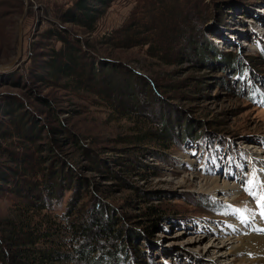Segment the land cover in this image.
<instances>
[{"label": "rangeland", "instance_id": "374dc122", "mask_svg": "<svg viewBox=\"0 0 264 264\" xmlns=\"http://www.w3.org/2000/svg\"><path fill=\"white\" fill-rule=\"evenodd\" d=\"M78 1L29 0L23 57L19 66L0 74V167L16 174L7 188L26 179L45 187L53 169H62L63 184L70 185V176L74 182L41 215L60 222L73 196L79 200L73 218L101 202L114 211L123 242L130 230L140 234L126 243L140 264H213L225 253L233 255L219 264H259L252 253L212 246L227 242L229 225L243 229L242 239L264 237L255 229L264 234L258 199L264 197V75L244 64L249 56L264 65V0H89L99 15L94 33L65 22ZM24 9L23 0H0V64L16 56ZM197 12L195 32H183L187 42L181 43L182 36L176 42V24ZM53 28L79 40L96 66L117 68L125 86L132 77L138 101L124 98L117 105L114 97L38 79L47 55L62 45L46 37ZM197 45H206L210 56L201 57ZM218 54L240 62L238 71L213 60ZM5 107L21 111L29 131L34 126L32 140L21 130L1 136L15 130ZM149 130L165 134L168 147L159 139L130 144ZM190 133L200 138H185ZM22 156L27 170L13 162ZM204 178L228 182L242 194L234 200L220 190H205ZM24 201L1 194L0 220L26 211ZM150 208L164 213L154 228ZM104 253L96 252L92 264L106 261ZM120 261L133 264L130 256Z\"/></svg>", "mask_w": 264, "mask_h": 264}, {"label": "trees", "instance_id": "16d2710c", "mask_svg": "<svg viewBox=\"0 0 264 264\" xmlns=\"http://www.w3.org/2000/svg\"><path fill=\"white\" fill-rule=\"evenodd\" d=\"M88 3L89 0L78 1L75 7L67 11L64 20L66 23L69 22L85 28L89 33H94L99 15L98 11ZM195 14L190 19H182L177 23L178 26L176 24V29L173 31L176 42L182 36L183 42L181 43H186L187 38L184 39V34L187 31L191 32L193 28V32H195V26L198 24V16L201 17V12ZM191 23L193 24L191 25ZM189 29L191 30L189 31ZM183 32L184 34H182ZM192 34L195 35V33ZM45 35L49 39H56L62 45L60 48L53 47L51 53L47 55L48 60L45 61L42 67L43 74L38 79H41V81L51 87L72 88L90 93H100V95L104 94L110 98L114 97L117 105L123 104L122 99L124 98L130 99V102L137 98L135 101H138L137 93H135L133 88L132 77L126 82L125 86L121 82L117 68L108 64H101L100 67L96 66L91 56L81 47V42L71 38L66 30L53 28L48 30ZM145 44L147 45L148 43H143V45ZM136 45L135 43L134 46ZM205 46L197 45L199 51L201 50L202 52V54L200 52L201 57L209 55ZM158 52L163 54V50ZM162 56L158 55L159 59H162ZM261 58L263 59L264 57ZM245 59L246 62L244 64L252 68L256 74L264 75V65L253 63L252 57L249 56L245 57ZM213 60H217L222 67L234 72L238 71L237 67L240 65V62H235L227 54L224 56L222 54L214 55ZM14 110L13 108L5 107L4 115L10 116L8 124L10 128L14 127L15 130L3 131L1 136L7 135L11 138L16 136L17 133L15 131L21 130L26 134L25 137L28 138V141L32 140L31 132L34 126L29 131L26 119L21 116L22 112L20 111L16 114ZM126 111L133 113L130 107ZM186 128L187 133H189L191 128ZM149 136L153 139L149 138ZM163 137H166L165 134L161 135L158 131L149 130L137 142L130 144L140 146L141 143H151L158 139H164V143L159 140L158 142L168 147L165 143L168 139ZM187 137L195 141L200 138V135L196 136L190 133L185 138ZM74 142L83 150V146L77 139H74ZM88 156L90 157L89 154ZM97 161H95L96 164ZM13 162L27 170L28 164L24 156L14 159ZM99 167L107 170L109 174L105 165ZM63 173L62 169L58 171L54 168L49 175L50 180L45 179V184H43L45 187H41L44 191L40 188V182L34 183L27 179L17 182L14 184V188L9 189L7 187L11 183L10 177L16 174L8 168L3 169L0 167V195L12 193L17 198L25 200L23 205L25 208L34 211V215H30L28 209L24 211L20 208L13 217L0 220V264H92L93 255L99 252L100 249L105 251L104 254L107 257L106 261L104 259L103 263L100 262V264H119L124 256H130L133 264H140L134 253L130 252L128 245H126L131 240V235L134 236L136 233L140 236V234L138 231L128 230L131 234L128 236V240L123 242L121 238L124 233L119 232L118 219L114 211L101 202L93 204L90 213H83L82 216L73 218V210L79 201L78 197L75 198L73 196L69 203V210L62 216L60 222L55 221L50 216L41 215L52 203L61 200L63 193L71 188V184L74 182L72 176L69 178L71 179V181L69 180L70 185H64L63 182L67 178L62 177ZM59 180H62V184L58 183ZM82 186L84 187V185ZM162 213L161 209H149V214L153 219L151 228H154L156 221L160 220ZM96 260L93 261L94 264H98V260Z\"/></svg>", "mask_w": 264, "mask_h": 264}, {"label": "bare ground", "instance_id": "6f19581e", "mask_svg": "<svg viewBox=\"0 0 264 264\" xmlns=\"http://www.w3.org/2000/svg\"><path fill=\"white\" fill-rule=\"evenodd\" d=\"M262 181L264 183V178H262ZM203 182H205V185L203 186V188L206 187L205 190H210V191L220 190V192L222 191L223 194L229 195L230 199L231 198H233V199L234 198H236V199L240 198L239 195L242 194V192H240L238 187L237 188L235 186L232 187L228 182H224L221 185L218 178H213V179L212 178H204ZM244 222H246V221L244 220ZM230 229L234 230L235 232L231 233ZM255 229L257 230V233H261L262 235H264L257 226L255 227ZM203 230H205V229H203ZM240 230H242V232H243V229H240ZM240 230L237 228L235 229L234 226L229 225L226 233L228 231L229 232H228V234H225V236H224L226 239L228 238L226 240L227 242L226 243L225 242L218 243V245H213L212 247H220L221 246V247H223V250L230 248V249H233L234 253L249 252V253L254 254L257 257L259 256V258H257V260L260 262L259 264H264V237L263 236L255 237L254 235L253 236L250 235L249 239H248V237H246L245 239H242L240 237V233H242V232H240ZM206 231H208L210 233L209 235L214 234V232L210 229L206 230ZM218 240H222V239L218 238V239H216V242ZM232 255H233L232 253L221 254L220 255L221 259H217L216 262H214L213 264H219L222 261H227L230 259V256H232Z\"/></svg>", "mask_w": 264, "mask_h": 264}, {"label": "water", "instance_id": "95a60500", "mask_svg": "<svg viewBox=\"0 0 264 264\" xmlns=\"http://www.w3.org/2000/svg\"><path fill=\"white\" fill-rule=\"evenodd\" d=\"M25 9L24 13L21 16L19 22H18V48L16 56L13 58V60L7 64H0V74L7 73L10 70L14 69L15 67L19 66V63L23 57V29H24V21L25 18L28 15L29 10V0H23Z\"/></svg>", "mask_w": 264, "mask_h": 264}, {"label": "snow or ice", "instance_id": "6c2138e0", "mask_svg": "<svg viewBox=\"0 0 264 264\" xmlns=\"http://www.w3.org/2000/svg\"><path fill=\"white\" fill-rule=\"evenodd\" d=\"M258 199L261 201V215H264V197H258Z\"/></svg>", "mask_w": 264, "mask_h": 264}]
</instances>
